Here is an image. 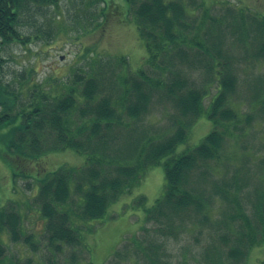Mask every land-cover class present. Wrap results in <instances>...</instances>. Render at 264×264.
I'll return each instance as SVG.
<instances>
[{"label":"trees","instance_id":"1","mask_svg":"<svg viewBox=\"0 0 264 264\" xmlns=\"http://www.w3.org/2000/svg\"><path fill=\"white\" fill-rule=\"evenodd\" d=\"M57 1L0 0V45H24L29 37H24L20 27L27 23L25 18L33 17L32 8L39 11ZM124 1L146 48L145 65L154 68L155 78L142 69L128 73L131 75L121 81L107 80L98 62L94 70L73 73L66 85H60L63 90L52 96L39 83H21V79L17 80L22 77L20 74L5 80V60L0 56V145L11 170L12 188L17 179L28 181V188L35 189V208L45 221L49 244L57 249L58 243L74 248L82 243L72 219H105L108 206L125 189L139 182L146 169L161 165L165 190L147 210L148 219L166 226L158 230L167 233L174 222L183 225L193 215L197 219L200 215L198 221L216 233L223 230L216 236L227 242H231L232 233L237 230L235 245L221 251L213 244L203 251L212 255L215 247V257L219 259L216 264H223V256L234 257L239 264L251 246V227L260 226L264 233V173L252 191L250 226L239 222L236 229L230 223L233 217H242L235 213L236 195L242 191L236 179L232 182L233 191H229L231 196L227 190L216 189L236 214L218 221L210 219L208 210L216 201L205 190L203 194L200 184L211 177L209 162L220 158L228 124L238 126L237 115L227 104L229 96L235 93L237 79L233 61L219 40L230 31L243 47H252L251 53L264 56V13H249L247 9L227 5L217 19L210 18V9L203 0H198V4L197 0H190L188 6L181 0ZM188 10H201L194 23ZM224 13L227 20L222 21ZM115 61L124 63L123 57ZM184 66L202 70L208 81L216 82L218 87L206 112L211 130L197 146L174 155L177 145L187 139L192 119L201 114L202 101L208 93L191 84ZM262 90L259 88L250 99L264 113ZM25 91L29 92L27 101L23 100ZM154 98L172 104L176 127L171 134L150 138L140 121ZM245 120L250 123L251 116L246 115ZM131 125L135 126L138 138L119 140L122 145H116L114 141L120 137L121 129ZM67 149L81 154L84 163L47 172L43 168L40 174L36 173L37 177L32 174L30 164H39V158ZM261 165L264 167V160ZM209 190L212 193L211 187ZM21 225L20 213L0 204V264H11L5 263L6 248L1 239L4 232L16 243L28 240L20 232ZM208 262L214 264L212 260Z\"/></svg>","mask_w":264,"mask_h":264},{"label":"rangeland","instance_id":"2","mask_svg":"<svg viewBox=\"0 0 264 264\" xmlns=\"http://www.w3.org/2000/svg\"><path fill=\"white\" fill-rule=\"evenodd\" d=\"M169 1V0H166ZM188 6L190 0H181ZM210 11V18L222 17L223 7L230 5L235 9H247L249 13H264V0H203ZM197 4L199 1L197 0ZM124 0H58L54 5L43 6L37 11L32 8L31 19L20 27L28 41L17 44L0 45V56L5 60L4 76L10 81L20 74L21 83H39L45 92L52 96L60 93L73 73L94 70L95 63L102 64L107 80L127 79L128 73L141 71L150 78L157 74L154 68L145 65L147 52L139 37L135 19L127 13ZM199 11L188 10L191 23L198 20ZM226 13V12H225ZM224 13V17L226 14ZM221 42L229 59L233 61V74L237 79L235 93L229 96L227 104L237 115V127L228 124L226 141L220 158L209 162L211 177L200 186L203 194L212 195L214 205L208 206L211 220H222L226 215L233 217L232 227L240 222L250 226L253 189L263 177L264 167V113L250 99L257 95L259 88L264 94V56L251 53L252 47H243L226 31ZM123 57L124 63L116 58ZM104 63H108L105 65ZM184 74L194 86L208 92L202 101V112L193 120L187 139L178 144L174 155L197 146L211 130L212 123L206 117L209 106L218 87L216 82L208 81L200 69L191 70L184 66ZM112 74H111V72ZM103 77V75H102ZM207 77V78H206ZM254 93V94H253ZM29 92L25 91L23 100L27 101ZM259 110V111H258ZM176 111L167 100L158 102L155 98L149 112L140 121L146 137H160L174 131ZM251 116L250 123L245 116ZM129 122L127 118H122ZM174 122V123H173ZM135 126L122 128L119 142L135 140L138 135ZM0 145V204L18 211L21 215L20 232L26 242H14L4 232L1 239L6 248L5 263L11 264H214L219 261L217 250L212 255L204 254L203 249L216 244L221 251L235 245L238 231H234L231 242L216 236L218 233L201 223L196 216L186 220L183 225L174 222L169 232L158 228L166 226L149 220L147 210L164 192V170L161 165L144 171L139 182L119 195L116 202L108 206L106 218L88 222L72 219L73 228L82 243L70 247L58 243L59 249L51 245L45 234V221L39 215L34 202L35 189H29L28 181L17 179L14 188L11 182L9 164L2 157ZM39 164L32 163V174L57 169L59 166L78 167L84 163L81 154L71 150L55 152L39 158ZM42 167V168H41ZM10 170V171H9ZM263 175V176H261ZM236 179L242 191L237 193L235 213L231 206L221 200L216 189L233 191L232 182ZM231 184V185H230ZM210 187L213 189L212 193ZM232 194L229 192V196ZM75 197V196H73ZM75 206L73 209L75 210ZM251 246L239 264L264 263L263 231L251 227ZM9 236V237H8ZM244 241V239H243ZM250 242V241H249ZM231 247V246H230ZM241 248V247H240ZM210 249V248H209ZM209 256V257H208ZM223 256V255H222ZM223 264H236L234 257H221Z\"/></svg>","mask_w":264,"mask_h":264}]
</instances>
